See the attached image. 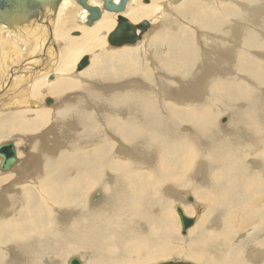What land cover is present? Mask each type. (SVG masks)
I'll return each mask as SVG.
<instances>
[{
	"label": "bare ground",
	"instance_id": "1",
	"mask_svg": "<svg viewBox=\"0 0 264 264\" xmlns=\"http://www.w3.org/2000/svg\"><path fill=\"white\" fill-rule=\"evenodd\" d=\"M92 1L97 0H90V6H102L100 1L90 4ZM214 1L218 6L224 3V0ZM241 1L245 2L241 15H235L232 7L228 13L233 15L231 19L227 17L225 24L209 23L212 27L220 23V27L216 25L218 29H210L211 32L202 27L198 29L196 48L189 51V62L185 60V63L179 56L180 44L185 40L181 26L176 22L173 24L172 18L166 16L171 12H164L165 19L171 22H162L156 36L173 49L168 59L159 52V47L162 51L164 44H157L156 52L150 55L151 65L147 61V64L143 63L145 58L139 60L138 55L128 51L125 56L131 58L132 63L118 67L110 75L100 67L91 73L90 81L83 84L56 81L47 86V93L49 87L56 86L50 91L52 95L57 94L55 90L73 92L63 96L60 106L52 114L51 139H47L46 130L30 138L36 139L38 148L35 155L22 164L19 172L23 178L14 180L2 191L0 188V219H5L0 220V264H64L69 256L67 261L75 259L79 264H135L130 260L132 255L141 258L156 253L146 254L140 243L153 247L171 240L162 210L176 196L179 185L190 187V190L202 186L211 194L210 208L216 206L213 216L220 217L221 221L211 229L208 222H203L194 237H204L207 231L218 234L208 235L214 240L212 247H217L218 238L224 237L221 239L223 245L220 243L221 249L217 251L220 261L214 253L216 260L213 258L212 262L211 259L212 264H236L231 255H242L244 249L261 243L258 237L264 235V0ZM118 2L114 1L115 4ZM183 5L186 10L181 9L183 11L176 14L186 19L195 17L194 10L202 11L207 7L201 0H185ZM68 6H72L69 0L61 1L56 15L46 19L48 27L30 23L13 32L0 26V76L4 74V82L10 80L9 75L15 76L12 69L22 59L18 67L26 66L28 72L38 69L34 66L38 58L42 63L48 62V57L34 53L40 49L37 40H44L47 35L41 26L52 34L51 24L58 13L63 14L66 28L86 25L84 9L80 8L77 17L80 25L77 26L72 19L74 15L64 11ZM166 9L168 11L169 7ZM157 10L158 6L155 7ZM201 11V18H205ZM105 12L94 27L95 23L87 26L92 27L90 29L83 28V36L70 40L65 54L67 60L103 43L104 39H100L97 31L109 32L115 25L114 16ZM134 16L129 14L128 18ZM102 35L108 34L102 32ZM206 39L211 42L207 44ZM245 41L251 53H243L241 44ZM19 44L24 48L18 47ZM85 56L89 60V56ZM25 62L29 63L22 66ZM47 67H40L39 71L49 72ZM254 75L259 76L254 79ZM20 78L13 77L11 81ZM240 79L247 80L246 84H238ZM2 83L0 80V87ZM20 83H14L16 85L12 87ZM40 87L36 85L29 94L28 90L17 95L12 92V104H29L28 96L40 97ZM38 115L50 116L45 110ZM220 115L226 116L227 124H219L225 126L223 129L217 127ZM12 120L24 122L18 116H5L0 120V130L7 129L4 122ZM47 120L35 122V130H40ZM25 127L33 129L32 124L28 127L25 123L24 130ZM13 137L23 141V135ZM66 144L70 145L68 148L72 153L60 159L61 166L52 169L50 165L48 169L46 164L45 173L38 177L43 162ZM119 160L127 162L128 167ZM179 161L183 176L178 174ZM221 170L224 179L220 180ZM142 173L148 178L145 179ZM176 175L181 179L177 186L171 183ZM99 176L103 177L99 179ZM196 176H199V184L192 181L189 186L190 179ZM151 177L160 187L150 189L153 186ZM10 179L11 176H6L0 179V184ZM20 182L23 186L12 194L14 185ZM130 182L131 187L127 185ZM93 184L103 189V194L94 191L90 200L88 196V206L84 191ZM75 201L78 203L74 204ZM236 213H242L237 227ZM190 218L196 221L195 217ZM255 220L258 222L252 225L253 233L242 241L244 249L241 245L231 247L232 231H240ZM151 226L162 229L160 242L154 239ZM192 238L188 240L192 241ZM263 245L257 246L255 255L261 264H264ZM227 250H230L231 260L227 259ZM162 254L166 252L153 257ZM185 254L195 256L189 248Z\"/></svg>",
	"mask_w": 264,
	"mask_h": 264
},
{
	"label": "rangeland",
	"instance_id": "2",
	"mask_svg": "<svg viewBox=\"0 0 264 264\" xmlns=\"http://www.w3.org/2000/svg\"><path fill=\"white\" fill-rule=\"evenodd\" d=\"M143 1L144 0H132L128 4L125 12L123 13V15H125L126 18H128L129 14H131L133 16L135 15L136 17L134 16L133 19L128 18L134 24H137L141 21H147L150 25V27L147 29V31L143 34L142 39L140 41H138L135 45L122 46L119 48L109 47V45L107 44V41H106V36L102 35V32H106V34H109L113 29L109 32L104 31V30H99V32L97 31L96 34L100 37V39L101 38L104 39V41L101 39L103 42L102 44L99 43L94 48L90 47L88 50H86L80 54H77L76 57H70L67 60L65 58V54L68 50L67 45L69 44L70 40H74V39H77V38L83 36V34H84L83 28L84 29H90V28L94 27L97 24V22L92 27H87L86 25L83 24V28H81V27L66 28L65 27L66 21L62 18L63 14L58 13L56 16L55 22L53 24H51V27L53 29V31H52V36H53L52 39L53 40L51 42L55 45V48L51 45H48L46 48V54H47L46 57H48V62L46 61V62L42 63V61L38 58V60H37L38 62L35 61L37 63L34 64V66H38V69H36L35 71L28 72L29 68L26 67L25 64L29 63L30 61L22 64V66H25L24 68L23 67L19 68L18 67L19 64L23 61V59L21 58L22 59L21 62H19L18 65L16 64V66H14L12 69V71H13L12 73H14L15 76L10 77V75H9L8 77L10 80H8L6 82L3 81L4 74L2 76H0V80L3 82L2 83L3 86L0 87V120L1 121L4 120L5 116H12V118H14V116H18L20 118V121H24L23 123H20L16 120L4 122V123H6L7 129L0 130V144L6 143V142H11L15 145L17 154L19 153V155L17 157V163L12 167V169L8 172H0V179L4 178L6 176L7 177L11 176L10 180L0 184L1 191H2V189H5V186H7L8 184L14 183L15 182L14 180H20L23 178V175L19 172L20 168L22 167V164L26 161V159H28L30 156L35 155L36 149L38 148L36 139H30V138H33L36 135H40L42 132H44L46 130L45 133L48 135L47 139L48 140L51 139V136L49 134V129L53 123L52 114L55 113L54 110H56L60 106L61 99L63 98V96H65V95L68 96L73 92V91H71V92L67 91L65 93L64 91L55 90V92L57 94L52 95V94H50V91L52 89L56 88V86H53L52 88L49 87V93H47L46 90H47L48 85H50L56 81H61L63 83L72 82V83H76V84H83L84 81H87V82L90 81L89 77L91 76V73L95 69L100 68V67L104 73L108 72V75H110L111 73H113V71H116V69L118 67L123 66L129 62L132 63V59L125 56L126 52H128V51H132L131 53H133V55H135V54L138 55L139 60L141 58L142 59L145 58L144 61L142 60L143 63L147 64V62H148L149 65H151L150 62L152 63V56L150 57V55H151V53L156 52L155 48H156L157 44L159 46H162V43L164 44L162 46L163 47L162 51H161V48L159 47V52H160V54H163V56L165 55L163 58L168 59V56H169V54H172L171 52H173V49L169 48L167 46L166 42L164 43L163 40L161 41V38H158L156 36L159 33V25L162 22H164V21H166L167 23L171 22L170 20L165 19V16H164L165 13L164 12H171V13H168L166 16H169L172 18L173 24L176 22L177 25L181 26L182 34L185 36L184 37L185 40H183L182 43L180 44L182 46H181V52H180L179 56H180V58H183L184 62H185V60L189 62V57H190L189 53L191 52V50H194L196 48V41L195 40L198 39L197 38L198 37V31H199L198 29H200V27H202V29H207V31H209L210 29H212L213 31L218 29V27L216 25H219V27H220L222 23L225 24V22L227 21V19L229 17L231 19V16L233 14H232V12L231 13H228V12L231 10L232 7H233L232 10L235 12V15L236 14L241 15V12H242L241 9H243L244 5H245V2L241 1V0H224L223 5L220 4L219 6L216 3L217 1L215 2L214 0H209V1L204 2L203 0H201L205 5H207V7L204 6L205 7V9H203L204 11L203 10L201 11V9H198V11L196 12L194 10L193 13H194L195 17L191 18L192 19L191 20V19H186L185 17L181 16L180 14H176V13L182 12L183 10H186L185 5H183L185 3V0H147L148 3H143ZM69 2L72 3V6L66 7L64 11L66 14H73L74 15L72 19L76 22V24L78 26L80 24L78 23L77 17L79 16V12L81 11V9L74 2V0H69ZM94 2H97V1H92V2H90V4H93ZM232 2H234V4ZM237 2H239L240 4ZM228 4L230 5V7ZM225 5L227 8L225 7ZM154 6L155 7L158 6L157 12L155 11ZM214 6H215V9L212 8ZM168 7H169L168 11H165V9ZM221 8H222V11H221ZM150 9H152V11ZM181 9H183V10H181ZM226 10H227V12H225ZM135 11H137V13H135ZM199 11L202 12V15L205 16V18L204 17L201 18V14L199 13ZM207 11H209V12H207ZM154 12H156V13H154ZM106 13L112 15V17L114 16V19H115L114 21H115V25H116V17H115L116 15L113 13H109V12H105L104 14H106ZM196 13H198V15ZM206 15H207V18H206ZM206 19L207 20L209 19V20L207 21ZM190 20L192 22L194 20L195 21L193 23H191ZM220 20H222V21H220ZM189 21H190V23H189ZM203 21L206 23H204ZM211 21L220 22L221 24L218 23L215 25L216 27L215 26L212 27L213 25L209 24V23H211ZM115 25H114V27H115ZM81 26H82V24H81ZM41 27L40 28L42 29V31L44 30L46 32L45 35L46 34L47 35H46V38L44 40H37L38 41L37 44H38V47L40 45V49H37V51L34 53V55L35 54H41L43 51V48H44V44L48 41L49 32L47 31V28L45 26H41ZM189 32L192 34H189ZM210 32H211V30H210ZM188 35H189V37H188ZM204 39L205 38H203V41L205 42ZM40 41H41L42 45L40 44ZM210 42H211L210 39H206L207 44H209ZM245 43L247 44L246 41L241 44V46H243V53L245 51L251 53V51L248 50L247 45H245ZM18 47L24 48V45L21 46L19 44ZM168 49L170 51H167ZM85 55L89 56V65L87 67H85L83 70L76 72L75 67H76L78 61ZM27 57H30V55L26 56V58ZM23 58H25V57H23ZM51 58L53 59L52 62H51V60H52ZM171 58L169 57L170 60H172ZM44 66H48L46 70L48 71L50 69L49 72L39 71L40 67L43 68ZM108 68H110V69H108ZM30 69H32V68H30ZM60 69H63L65 71H62ZM239 69H241V67ZM25 70H26L27 74H26ZM242 75L244 76L245 74H242ZM53 76H56V78L49 80V77H53ZM257 76H259V75H254L253 78L256 79ZM13 77L14 78L21 77V78L17 81L12 82L11 80L13 79ZM22 79H23V81H22ZM24 79H25V83H24ZM21 81H22V83H20ZM246 82H247V80H241L240 79L238 81V84L244 85V84H246ZM14 83H20V84L13 88L12 86L16 85ZM36 85L41 86L39 88V96L40 97L33 98L31 96H28V99H30L31 101L34 102V106H30V103L28 104L27 102L25 104H19V105H16V104L13 105L12 104L13 102H12V100H10L12 98L11 97L12 92H13V95H17L18 93L23 92V90H28V94H29L31 92V90ZM25 87H27V89ZM47 97L51 98L54 101V103L49 107H46L43 103L44 99ZM41 110H45L46 112H49L50 116L49 117H47V116L46 117H39L38 114ZM47 118H48L47 123L43 124V126L40 130H35L36 127L34 126V123L39 122V121H44ZM218 119H219V121H218ZM218 119H217V127H219L220 129H223L225 126L221 127L220 125H223L226 123V116L220 115L218 117ZM25 123H27L28 127L32 124L33 129H28L25 127V130H24L23 126ZM16 134L23 135V141L22 142H21V140H16L13 137ZM11 137H13V138H11ZM48 144L50 145L51 143H48ZM68 144L58 148L56 153H55V155L57 154L56 156L54 154H52L51 155L52 157H48L47 162H43L42 167L40 166V169L38 170L39 172H41L40 174H38V177L45 173V165L46 164L48 166V169H50V165H52V169H56V167L61 166V160L60 159L63 160L67 157L66 155H70L72 153V151L68 148L70 146ZM91 149H93V148H91ZM91 149H86V150H91ZM161 161H163V160L161 159ZM120 162H121V164L125 163V166L127 165V167H128L127 162L123 161L124 162L123 163L121 160H119V163ZM164 162L165 161H163V164H165L167 166L166 162L165 163ZM178 167H179L178 174L183 176L182 175L183 172L181 171L182 168H181V162L180 161H179ZM223 172L224 171L221 170L220 180L224 179L223 178ZM19 175H20V178H17ZM143 175H144L145 179L148 178L147 175H145V174H143ZM179 175H176L175 178H173L171 181V183L174 184L175 186H177V183L181 180V179H179L180 178ZM102 177L103 176H99L98 178L101 179ZM198 177L199 176L191 178L190 179L191 182H190L189 186L191 185L192 181L196 184H199ZM27 178H29V177H27ZM151 181H152L153 186L150 187V189H155V188L160 187V184L159 183L157 184L156 182H154L152 180V177H151ZM22 182L14 185V189H13L14 191L12 192V194L16 193L23 186ZM131 183L132 182L127 183V185L131 187ZM97 186H98L97 184H93L91 187L87 188L84 191L85 195L87 196V205L88 204L90 205L89 200L91 198L92 193H94V191L101 192L103 190V189L102 190L99 189V187H97ZM128 189H129L128 191L131 192V189L130 188H128ZM196 190H193V189L190 190V187L181 188V186L179 185V187L176 188V196L173 197L172 200L168 201L167 205L162 210L163 219H164L165 223L167 224L166 228L169 229V232L172 236V238L170 240L171 242L169 240H168V242L163 241V243H158V244L154 245L153 247L152 246L148 247L145 244L142 245V243L139 244L141 246V249H143L146 254L149 252H156L153 254V255H155V254H159V252H162V251H165L166 254H162L159 256L157 255V256L153 257V255H151L149 253L148 255H146L149 257H145V255H144L141 258L136 257L137 255L135 257L132 255L130 260L135 261V264H161L164 262H187V263H191V264H212V262H214L213 260L214 259L216 260V256L214 253H216V255L218 256L217 251H219L221 249L220 243H222V245H223L222 240H224V237L223 236H222L223 238L219 237L218 242H217L218 246L212 247L211 245H213L214 240L210 239L208 235H218V234L208 233V231H207V233L205 232L206 237L204 236V237H200V238H195L194 236H195L196 231L199 228L201 230V228L203 226V222L205 224L208 222V228L211 229V228H215L220 223L221 218L218 216H213L214 214H216V212H215L216 210L214 209V208H216V206H213L214 208H210V205L213 201H211V194L208 191V189H204L202 186L201 187L198 186L196 188ZM102 194H103V191H102ZM184 195H186V196H184ZM8 196H9V193H8ZM88 196H89V200H88ZM77 203H76V201L74 202V204H77ZM92 204L94 205L95 203H92ZM176 208H180L185 216L196 218V221L194 222V224L191 227H189L187 229L185 235H182V225L180 223L179 216L176 212ZM211 209H213V211H211ZM241 214L242 213H236V216H237V221L235 222L236 227L239 226V224H240L239 219L242 217ZM238 216H240V217H238ZM0 220L3 221L5 219H0ZM257 222H258V220L248 222L244 227H242V225H241L242 229L240 231H237V232L232 231V233L230 234V240H229L231 243V247H233L234 245H236V246L241 245L243 247L242 241L247 238V235H249L250 233H253L252 225L257 224ZM151 229L153 232L154 239L157 240V242H160L162 229L159 227L156 228L153 226H151ZM263 233H264V231H263ZM156 237H157V239H156ZM188 238H192V241H190L191 239L188 240ZM258 239H260L259 241L262 244H264V235L259 236ZM195 240H197V241H195ZM194 242H197V243H194ZM169 243L171 245H169ZM261 243L257 242V244H255V246L253 248L250 247V249H248V248L244 249V247H243L244 254H242V255H231L232 260L235 261L236 264H261V262L256 261V257H255V255L257 253L256 250H258L257 246L262 245ZM187 244H189V245H187ZM1 245L2 244L0 243V246ZM187 248H189V250L194 251V253H195L194 257H187V255L185 254V251ZM209 249H211V250H209ZM227 251H228L226 253V256L228 257L227 259H230V250H227ZM233 252H234L233 249H231V253H233ZM202 253H203V255L204 254L205 255L203 256ZM198 256H200V257H198ZM74 258H76V257L74 256ZM138 258H140V259H138ZM217 258H218L217 260L220 261L219 256ZM67 259H66V261H64V264H68ZM211 259H212V262H210ZM128 262H130V261H128Z\"/></svg>",
	"mask_w": 264,
	"mask_h": 264
},
{
	"label": "water",
	"instance_id": "3",
	"mask_svg": "<svg viewBox=\"0 0 264 264\" xmlns=\"http://www.w3.org/2000/svg\"><path fill=\"white\" fill-rule=\"evenodd\" d=\"M62 0H0V26L5 27L9 31L15 32L30 23L32 25L44 24L48 27V18L56 15ZM75 3L87 13L86 26H92L96 23L103 12H109L117 15L116 25L113 30L106 36L109 47L119 48L122 46L135 45L141 40L142 35L147 31L149 25L146 21L137 24L130 23L121 14L124 13L127 3L130 0H119L115 4V0H97L100 1L101 7H92L88 4L90 0H74ZM143 3H148L144 0ZM78 34V33H77ZM52 34L49 30L48 41L44 44V48L39 57H46V48L55 45L51 42ZM89 65L88 57L83 56L77 63L75 71L79 72ZM52 80V77H49ZM30 106H34V102L30 101ZM46 107L51 106L54 101L51 98H45L43 101ZM17 163V157L14 146L11 142L0 144V172H8ZM182 225V235L194 223V219L183 214L180 208H176ZM68 264H79L75 259H70ZM161 264H191L187 262H164Z\"/></svg>",
	"mask_w": 264,
	"mask_h": 264
},
{
	"label": "flooded vegetation",
	"instance_id": "4",
	"mask_svg": "<svg viewBox=\"0 0 264 264\" xmlns=\"http://www.w3.org/2000/svg\"><path fill=\"white\" fill-rule=\"evenodd\" d=\"M128 6V5H127ZM127 6H126V8H127ZM126 10V9H125ZM123 15V14H122ZM124 17H125V15H123ZM116 17V16H115ZM126 18V17H125ZM128 19V18H127ZM129 20V19H128ZM130 21V20H129ZM131 22V21H130ZM132 23V22H131Z\"/></svg>",
	"mask_w": 264,
	"mask_h": 264
}]
</instances>
